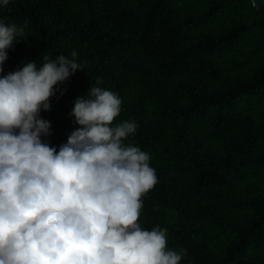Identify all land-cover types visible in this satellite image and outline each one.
Instances as JSON below:
<instances>
[{"label":"trees","instance_id":"obj_1","mask_svg":"<svg viewBox=\"0 0 264 264\" xmlns=\"http://www.w3.org/2000/svg\"><path fill=\"white\" fill-rule=\"evenodd\" d=\"M0 20L25 26L4 75L73 50L83 66L41 111L45 142H67L72 101L102 79L122 100L114 123L138 125L124 143L156 170L141 226L166 228L181 264H264V15L251 0H10Z\"/></svg>","mask_w":264,"mask_h":264},{"label":"clouds","instance_id":"obj_2","mask_svg":"<svg viewBox=\"0 0 264 264\" xmlns=\"http://www.w3.org/2000/svg\"><path fill=\"white\" fill-rule=\"evenodd\" d=\"M10 0H0V7ZM24 27L0 20V264H181L167 229L139 223L158 183L150 154L124 143L138 125L102 79L72 101L79 125L56 147L42 138L57 86L83 70L77 52L24 63L4 75Z\"/></svg>","mask_w":264,"mask_h":264},{"label":"water","instance_id":"obj_3","mask_svg":"<svg viewBox=\"0 0 264 264\" xmlns=\"http://www.w3.org/2000/svg\"><path fill=\"white\" fill-rule=\"evenodd\" d=\"M255 8L264 15V0H251Z\"/></svg>","mask_w":264,"mask_h":264}]
</instances>
